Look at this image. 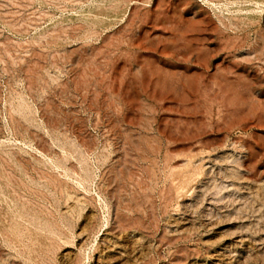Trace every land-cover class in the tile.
<instances>
[{
	"label": "rangeland",
	"instance_id": "rangeland-1",
	"mask_svg": "<svg viewBox=\"0 0 264 264\" xmlns=\"http://www.w3.org/2000/svg\"><path fill=\"white\" fill-rule=\"evenodd\" d=\"M0 264H264V0H0Z\"/></svg>",
	"mask_w": 264,
	"mask_h": 264
}]
</instances>
